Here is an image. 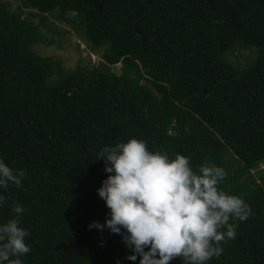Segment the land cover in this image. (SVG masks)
<instances>
[{
	"label": "trees",
	"instance_id": "obj_1",
	"mask_svg": "<svg viewBox=\"0 0 264 264\" xmlns=\"http://www.w3.org/2000/svg\"><path fill=\"white\" fill-rule=\"evenodd\" d=\"M20 2L12 11L0 1V158L26 179L4 192L0 223L25 209L23 264H139L121 235L88 228L109 213L99 154L131 138L194 170L223 168L220 189L252 214L230 221L235 239L208 264H264V0ZM46 15L101 67L37 54Z\"/></svg>",
	"mask_w": 264,
	"mask_h": 264
},
{
	"label": "clouds",
	"instance_id": "obj_2",
	"mask_svg": "<svg viewBox=\"0 0 264 264\" xmlns=\"http://www.w3.org/2000/svg\"><path fill=\"white\" fill-rule=\"evenodd\" d=\"M97 160L105 162L109 175L97 189L109 213L105 222L94 221L88 228L122 236L131 251L127 256L139 264H208L223 253L222 243L236 237L235 223L246 221L250 206L219 185L226 172L218 166L193 168L189 157L150 151L144 140L106 146ZM26 173L13 170L0 158V206L11 185L22 186ZM15 214L0 223V264H23L31 248L29 232L21 226L25 209L16 204ZM119 264V261H117Z\"/></svg>",
	"mask_w": 264,
	"mask_h": 264
},
{
	"label": "rangeland",
	"instance_id": "obj_3",
	"mask_svg": "<svg viewBox=\"0 0 264 264\" xmlns=\"http://www.w3.org/2000/svg\"><path fill=\"white\" fill-rule=\"evenodd\" d=\"M2 2H7L10 4V9L12 11L16 10L21 6L20 0H0ZM28 17L29 14H36L34 10L24 9ZM53 15H57L56 12ZM72 16V14L70 15ZM47 22L45 23V28L43 33L46 36V40L35 45L34 50L37 54L44 57H51L55 61L61 63L64 69H75L77 65L84 66H99L101 59L99 56L91 54L82 44L77 40V37L69 32V27L60 20L52 17V15H46ZM35 23L39 22V18L35 17L32 19ZM65 30V32H63ZM54 31V33L52 32ZM61 33L57 35L56 33ZM245 51H238L235 55L240 57L245 55ZM243 61V59H241ZM114 73L120 74L119 68H114ZM260 170L264 171V168L260 166ZM253 176L257 177V172L252 171Z\"/></svg>",
	"mask_w": 264,
	"mask_h": 264
}]
</instances>
